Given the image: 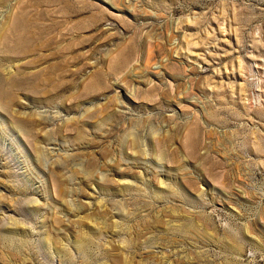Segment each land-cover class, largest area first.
<instances>
[{
	"label": "rangeland",
	"instance_id": "374dc122",
	"mask_svg": "<svg viewBox=\"0 0 264 264\" xmlns=\"http://www.w3.org/2000/svg\"><path fill=\"white\" fill-rule=\"evenodd\" d=\"M0 264H264V0H0Z\"/></svg>",
	"mask_w": 264,
	"mask_h": 264
}]
</instances>
